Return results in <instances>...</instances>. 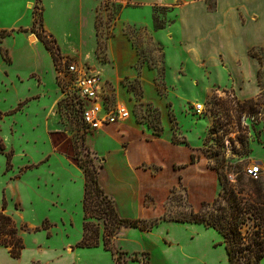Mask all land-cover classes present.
Masks as SVG:
<instances>
[{
	"label": "rangeland",
	"instance_id": "1",
	"mask_svg": "<svg viewBox=\"0 0 264 264\" xmlns=\"http://www.w3.org/2000/svg\"><path fill=\"white\" fill-rule=\"evenodd\" d=\"M125 7L130 6L99 3L94 17L95 33L91 20L87 25L84 23L82 37L75 46L68 41L65 28H58L65 50L78 49L86 57L85 60H76L59 56L54 64L58 97L54 95L51 64L44 47L26 44L25 37L17 32L0 39V139L5 148L0 152V211L4 198L7 214L21 229L19 235L25 249L19 264H29L33 257L46 260L47 264H65L66 257L51 262V249L64 248L67 243L74 245L81 238L83 185L79 177L84 181V174L80 164L87 165L91 161L98 170L101 169L102 158L95 149L101 150L108 143H103L97 132L86 129L80 122L74 102L63 94L57 71L62 61L73 62L85 70H96L97 62L107 61L106 41L115 35L117 29L137 52V76L113 81L102 78L98 73L99 93L107 108L125 107L130 120L150 130L153 135H161L166 128L176 143L188 145L186 137L190 138L198 146L207 167L220 173L224 184L237 185L240 174L247 180L245 170L248 166L264 167V91L255 100L241 102L227 90L207 88L205 79L199 85L191 83L192 72L184 78L178 77L177 65L173 61L165 77L162 54L152 33L173 20L174 12L164 7H153L150 17L140 15L134 22L124 23L121 22V13ZM31 10L26 0H0V29L10 31L29 25ZM33 18H41L39 2L33 7ZM10 56L12 65L5 61L11 60ZM142 66L157 71L155 90L146 89L144 95L153 103L143 99L139 79ZM31 72L41 76L45 85L42 93L37 88V79L30 76ZM37 92L41 94L40 100L29 101L25 106L20 104L30 97L39 98L34 96ZM56 98L58 101L55 103ZM197 105L201 108L197 109ZM257 181H264V178ZM163 208L164 212L157 220L170 222H177L201 209L195 211L192 208L182 188L169 195ZM45 219L53 224L50 243L42 232H35L36 228L51 226ZM89 222L99 224L103 229V220L91 219ZM186 228L172 233L184 253L196 257L189 261L180 253L179 247H171L166 253V264H202L205 251L211 257H224L223 240L215 230L204 229L199 224ZM196 230L201 231V235L191 239L196 236ZM214 238L220 244L213 250L209 243ZM120 245L136 246L129 237ZM76 253L77 260L83 264H113L114 260L102 249ZM134 259L140 264L147 262L145 256L128 254L121 256L120 264H133ZM4 263L16 264L13 259L2 261ZM153 264H156L155 260ZM259 264H264V260Z\"/></svg>",
	"mask_w": 264,
	"mask_h": 264
},
{
	"label": "crops",
	"instance_id": "2",
	"mask_svg": "<svg viewBox=\"0 0 264 264\" xmlns=\"http://www.w3.org/2000/svg\"><path fill=\"white\" fill-rule=\"evenodd\" d=\"M36 2L37 0H34V4H31V0H26L27 7H32L29 25L9 32H17L18 35L25 37L26 44L43 48L42 43L31 32L34 20L33 7ZM38 2L41 8V30L56 40L62 57L86 59L78 49L65 50L58 28L64 27L68 41L74 46L77 45L82 37L84 23L87 25L91 20L95 33L94 17L99 3L130 6L125 7L123 14L121 13V22L124 23L134 22L137 20L135 17L140 15L150 17V14H153V7H164L174 12V19L154 31L152 36L162 54L165 77L169 64L171 65L173 61L177 65L178 77L184 78L192 72L189 78L191 83L199 85L205 79L207 88L227 90L241 102L255 100L264 91V0H39ZM3 30L5 29H0ZM117 30L115 35L106 41L107 61L101 64L97 62L96 70L89 68L88 72L98 77L99 73L102 78L113 81L133 79L137 76L135 66L139 57L127 37L119 29ZM46 55L51 64L54 95L58 97V88L54 80L56 71L47 51ZM8 64L12 65V58ZM30 76L37 79V88H40L39 92L42 93L45 85L41 76L35 72H31ZM156 76L155 68L141 67L139 79L143 99L151 103L153 100L147 99L144 95L146 89L155 90ZM40 93L34 95L39 98L30 97L20 104L25 106L29 101L40 100ZM99 98L104 108L109 109L100 93ZM56 101L58 98L55 103ZM52 108L54 109V105ZM16 111L17 109L12 113ZM162 117L164 118V111ZM96 132L103 143H108L106 148L95 149L103 162L98 174V183L105 194L112 199L120 218L158 219L164 212V203L177 188L185 190L187 200L195 211L201 208L202 203H211L217 197L219 192L217 173L207 167L199 154L198 146L190 138L186 137L188 145L173 142L172 134L166 128L161 135H153L150 130L130 120V116L123 122L107 125ZM0 141L2 143L1 139ZM192 157H194L193 161ZM79 179L84 187L83 179L80 177ZM81 202L82 200L80 207ZM5 213L7 214L6 210ZM48 222L51 226L36 228L35 232H42L47 243H50L52 240L50 228L53 224ZM196 225L159 221L147 231L121 228L112 239V250L125 255L132 254L135 257L145 256L146 264H153L154 260L156 264H166L168 250L171 247H179L178 250L183 257L186 256L189 261H193L196 255L193 257L189 253H184L172 232L185 231L186 226ZM195 235L191 239L201 235V231L196 230ZM128 237L135 242L134 248L120 245L121 241ZM81 238L74 245L67 243L64 248L51 249L53 258L51 262L66 257L65 264H83L77 260V251L93 249L105 251L102 245L95 248H78L77 244ZM219 244L214 238L210 241L209 248L214 250ZM24 249L25 246L18 259H13L7 249L0 247V264L10 259L19 264L23 259ZM223 250V260L218 255H212V258L205 251L201 263L222 264L224 261L227 264L226 252L225 249ZM199 252L201 257V249ZM107 253L114 258L111 252ZM132 262L140 264L138 261ZM28 263L47 264V261L33 257Z\"/></svg>",
	"mask_w": 264,
	"mask_h": 264
},
{
	"label": "trees",
	"instance_id": "3",
	"mask_svg": "<svg viewBox=\"0 0 264 264\" xmlns=\"http://www.w3.org/2000/svg\"><path fill=\"white\" fill-rule=\"evenodd\" d=\"M40 22L41 18L39 20L34 18L31 32L36 35L55 64L61 55L59 46L52 36L41 30ZM11 35L12 32L0 31V39ZM5 61L10 62L9 59ZM172 141L174 142L173 139ZM0 152H4L1 141ZM193 160L194 157H192ZM80 168L84 174L81 202L83 216L82 238L77 247L95 248L102 245L105 251L114 255V264H120L121 256L125 254L113 252L112 239L121 228L147 231L159 220L120 218L112 199L105 194L98 183L100 168L98 170L91 161L87 165L81 163ZM216 173L220 186L217 197L211 203H202L199 212H191L187 217L176 221L200 224L215 230L223 240L227 264H259L261 260H264V181L252 180L248 177L245 180L240 174L237 176V185H229L223 183L224 179L220 173ZM6 207L3 199L0 211V247L7 249L11 258L18 259L24 248L19 235L21 229L5 213ZM91 219L103 220V229L99 224L90 223Z\"/></svg>",
	"mask_w": 264,
	"mask_h": 264
},
{
	"label": "built area",
	"instance_id": "4",
	"mask_svg": "<svg viewBox=\"0 0 264 264\" xmlns=\"http://www.w3.org/2000/svg\"><path fill=\"white\" fill-rule=\"evenodd\" d=\"M58 81L64 89V96L70 98L76 107L80 122L90 131L101 130L107 125L117 124L129 118L123 106L105 109L99 98V77L83 67L66 61L61 62L57 71ZM200 109V105L196 106ZM245 176L252 180L264 178V167L248 166Z\"/></svg>",
	"mask_w": 264,
	"mask_h": 264
}]
</instances>
